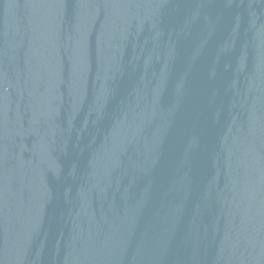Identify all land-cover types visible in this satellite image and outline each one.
Listing matches in <instances>:
<instances>
[{
    "label": "water",
    "instance_id": "95a60500",
    "mask_svg": "<svg viewBox=\"0 0 264 264\" xmlns=\"http://www.w3.org/2000/svg\"><path fill=\"white\" fill-rule=\"evenodd\" d=\"M0 264H264V0H0Z\"/></svg>",
    "mask_w": 264,
    "mask_h": 264
}]
</instances>
